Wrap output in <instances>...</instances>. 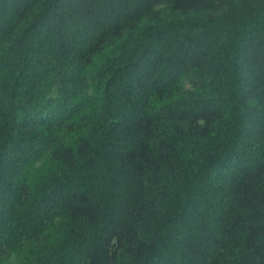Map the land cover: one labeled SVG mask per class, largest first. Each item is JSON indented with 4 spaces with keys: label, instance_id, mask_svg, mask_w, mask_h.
<instances>
[{
    "label": "trees",
    "instance_id": "obj_1",
    "mask_svg": "<svg viewBox=\"0 0 264 264\" xmlns=\"http://www.w3.org/2000/svg\"><path fill=\"white\" fill-rule=\"evenodd\" d=\"M0 264H264V0H0Z\"/></svg>",
    "mask_w": 264,
    "mask_h": 264
}]
</instances>
